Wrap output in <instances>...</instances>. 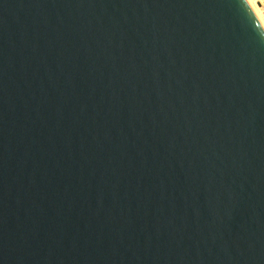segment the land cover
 Listing matches in <instances>:
<instances>
[{
  "label": "water",
  "instance_id": "obj_1",
  "mask_svg": "<svg viewBox=\"0 0 264 264\" xmlns=\"http://www.w3.org/2000/svg\"><path fill=\"white\" fill-rule=\"evenodd\" d=\"M0 264H264L249 0H0Z\"/></svg>",
  "mask_w": 264,
  "mask_h": 264
},
{
  "label": "bare ground",
  "instance_id": "obj_2",
  "mask_svg": "<svg viewBox=\"0 0 264 264\" xmlns=\"http://www.w3.org/2000/svg\"><path fill=\"white\" fill-rule=\"evenodd\" d=\"M249 1H250L252 8L255 11V13L257 14L259 20L261 21L262 25L264 26V19H263V16L261 15L260 6L258 5V0H249Z\"/></svg>",
  "mask_w": 264,
  "mask_h": 264
},
{
  "label": "rangeland",
  "instance_id": "obj_3",
  "mask_svg": "<svg viewBox=\"0 0 264 264\" xmlns=\"http://www.w3.org/2000/svg\"><path fill=\"white\" fill-rule=\"evenodd\" d=\"M258 5L260 6V10H261V15L263 16L264 19V0H258Z\"/></svg>",
  "mask_w": 264,
  "mask_h": 264
}]
</instances>
